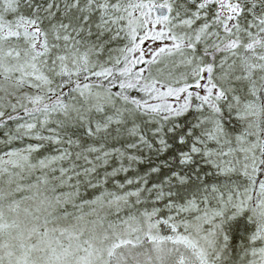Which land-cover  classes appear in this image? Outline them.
<instances>
[{
  "label": "snow or ice",
  "instance_id": "obj_1",
  "mask_svg": "<svg viewBox=\"0 0 264 264\" xmlns=\"http://www.w3.org/2000/svg\"><path fill=\"white\" fill-rule=\"evenodd\" d=\"M0 264H264V0H0Z\"/></svg>",
  "mask_w": 264,
  "mask_h": 264
}]
</instances>
